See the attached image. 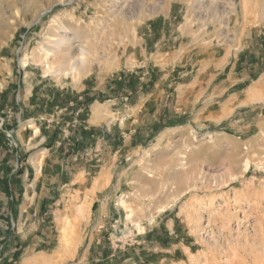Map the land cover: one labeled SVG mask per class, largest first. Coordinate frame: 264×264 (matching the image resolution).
<instances>
[{"label": "rangeland", "instance_id": "rangeland-1", "mask_svg": "<svg viewBox=\"0 0 264 264\" xmlns=\"http://www.w3.org/2000/svg\"><path fill=\"white\" fill-rule=\"evenodd\" d=\"M163 15L180 35V47L169 41L173 71L144 44L143 26ZM61 25L72 58L80 46L89 60L77 78L40 62ZM242 56L247 76L233 86ZM123 71L156 81L108 107L135 121L61 172L51 171L56 153L47 157L36 190L46 201L22 249L1 252L0 264H264V0H0V152L16 147L7 119L25 73L68 91L88 78L112 96L107 85ZM91 185L107 188L91 201Z\"/></svg>", "mask_w": 264, "mask_h": 264}, {"label": "crops", "instance_id": "crops-1", "mask_svg": "<svg viewBox=\"0 0 264 264\" xmlns=\"http://www.w3.org/2000/svg\"><path fill=\"white\" fill-rule=\"evenodd\" d=\"M169 24L164 15L150 19L143 26V32L147 30L144 44L146 48L148 46L151 49L149 54L157 56L156 58L166 64L167 68L171 66L173 71L176 64L172 53L176 49L174 46L170 48L169 41L177 43V47H180L181 42L178 41L180 35L172 37ZM186 57L185 52L181 58L186 59ZM214 60V58L213 61L209 60V64H219V61ZM225 61L222 68L229 63ZM202 64V62L199 63L200 66ZM158 70L162 69H156L157 72ZM141 71L142 69L139 68L133 74ZM189 72L176 74V78H184ZM221 72L222 69H218L213 74L214 78L219 77ZM232 73L237 76L233 86L245 79L247 56H242L238 67H235ZM133 74L123 71L121 81L108 83L107 91L113 92L112 96L101 94V91H97L98 85H93L92 80L88 78H85L78 88L71 87L68 91L63 85L57 84H54L52 89L50 85L46 88V84L39 87L41 81H44L43 75L37 73L35 80H28L31 73L24 74L25 79L22 81L24 85L21 89L20 85L18 86V96H13L12 114L9 116L10 119H7L13 123L10 131L13 132L17 141L16 147L3 149L0 152V253L6 254L7 249L11 247L21 248L20 243L27 237L29 232L27 227L35 218L40 200L46 201L47 197L41 199L36 190L43 188L44 182L39 178L41 172L49 170L45 167V161L49 155L54 156L56 153L51 171L61 172L64 162L67 163V160L79 157L81 150H84L83 154L91 158V153L97 149L100 150L105 139L119 137L123 129L135 121V119L131 121L119 119L118 112L112 107L113 117L108 115V107L113 105L115 98L120 95L131 98L135 95L148 94L156 82L154 77L144 81L141 80V75ZM187 83L189 82L181 80L180 88L187 87ZM174 89L177 90V88ZM90 97L94 100L87 102L86 100ZM175 103L180 104L181 100L176 99ZM75 118L78 119V124L65 131V122ZM55 162H57L56 165H54ZM91 188L92 185L86 190L90 192L91 201H94V197L101 194L107 186L101 185L100 189H96L99 188L97 186L94 190ZM108 198L103 196L102 200L107 202ZM54 203L53 201L52 204ZM182 248L186 250L179 249V252H182L181 256H187L191 252L188 247ZM161 249L158 248V250ZM158 257L164 260V255L159 254ZM155 260L159 261L158 258Z\"/></svg>", "mask_w": 264, "mask_h": 264}, {"label": "bare ground", "instance_id": "bare-ground-1", "mask_svg": "<svg viewBox=\"0 0 264 264\" xmlns=\"http://www.w3.org/2000/svg\"><path fill=\"white\" fill-rule=\"evenodd\" d=\"M59 28L63 33L55 34L54 37L49 40V45L42 48L43 54L40 62L44 63L43 66L48 69V73H53L57 76L71 75L74 78L78 76L79 73L81 74V71L89 64V60L86 58L87 54H85L84 48L80 46H78L79 53L77 57L74 59L72 58V51L75 45L69 37V31L67 27L62 25ZM247 162L248 161L245 163V169L248 167ZM191 263H196V261L193 260Z\"/></svg>", "mask_w": 264, "mask_h": 264}, {"label": "trees", "instance_id": "trees-1", "mask_svg": "<svg viewBox=\"0 0 264 264\" xmlns=\"http://www.w3.org/2000/svg\"><path fill=\"white\" fill-rule=\"evenodd\" d=\"M92 100H94L92 97H90V98H88L86 101L87 102H90V101H92Z\"/></svg>", "mask_w": 264, "mask_h": 264}]
</instances>
